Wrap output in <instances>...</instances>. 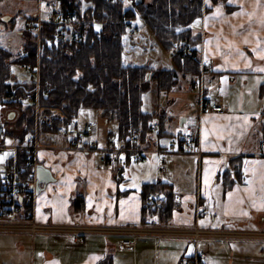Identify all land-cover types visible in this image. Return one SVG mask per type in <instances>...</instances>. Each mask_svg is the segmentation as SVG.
Wrapping results in <instances>:
<instances>
[{"label": "crops", "instance_id": "obj_1", "mask_svg": "<svg viewBox=\"0 0 264 264\" xmlns=\"http://www.w3.org/2000/svg\"><path fill=\"white\" fill-rule=\"evenodd\" d=\"M205 5L209 10L195 24L203 32L199 46L202 57L211 63L204 73L202 87L205 97L223 106L224 113H198L193 104L184 106L185 110L181 101L193 100L194 93L181 89L171 92L172 99L169 97L175 100V112L181 110L178 126L172 133L182 130L186 115L196 120L197 139L193 151L166 154L165 179L159 177L154 155L144 162H121L115 172L99 162V154V165L96 164L94 154L99 150L86 151L77 146L66 150L69 138L61 132H43L41 142L38 137L37 162L50 170L53 180L41 184L39 192L29 201L37 221L107 228L140 225L141 186L144 182L162 180L172 186L175 207L170 224H198L207 213V205L212 204L223 213L217 225H230V220H237L235 226L263 228L264 0H205ZM206 82L210 86L207 90ZM24 137H19V141ZM106 138L107 135L101 146ZM165 143L163 139L161 144ZM234 162L239 164V175L224 189L217 175L221 172L232 175ZM77 202L79 210H75ZM216 219V214L210 215V221ZM123 238L131 236L60 231L38 234L31 239L24 233L0 234V264H99L101 261L180 264L181 259L194 253L186 245L193 243L166 237L138 238L133 253L120 246ZM178 254L179 261L175 262ZM162 258L171 261L163 263Z\"/></svg>", "mask_w": 264, "mask_h": 264}, {"label": "trees", "instance_id": "obj_2", "mask_svg": "<svg viewBox=\"0 0 264 264\" xmlns=\"http://www.w3.org/2000/svg\"><path fill=\"white\" fill-rule=\"evenodd\" d=\"M54 1L61 12L60 20L65 23L62 26L64 39H54L56 25L41 23L38 57V105L49 121H40L34 109L30 110L31 107L24 106L17 100L9 103L19 108L26 107L17 122V125H21L22 137L36 129L38 137L40 132L59 133L65 122L71 121L76 126L74 118L80 110L94 109L99 119L115 125L114 130L109 133L116 132L119 146L130 145L132 137H136L144 146H153L152 143L156 142L152 132L155 122L158 125L157 141L165 146L170 142L174 134L172 131L178 126V122L174 125L168 111L160 108L157 98L162 94L167 97L182 78L188 81L190 92L194 93L195 107L200 112L199 108L208 98L205 97L203 87L199 89L204 73L198 56L201 35L194 24L209 10L203 0H135L128 6H125L124 0ZM137 17L144 20L152 36L167 52L174 68L156 70L146 64L123 63L122 35L132 27ZM93 18L99 23L90 24ZM24 46L28 49L26 60L34 57V42ZM12 62L15 61L11 59V52L0 47L1 105L5 104L4 97L12 89L19 85L29 87L26 81L18 79L12 70ZM147 90H151L153 94L150 107L145 106L144 93ZM261 111L263 118L264 107ZM262 130L264 136V123ZM163 139H166L165 144H161ZM27 156L28 152L25 150L18 152L20 166L26 167ZM121 158L122 163L130 161L126 152L121 154ZM236 162L233 164L232 175L227 172L217 175L223 182L224 189H228L239 175V164ZM171 188L169 183L162 180L142 184L144 222L151 221L158 213L159 221L171 223L175 207ZM149 196L154 201L146 203L145 199ZM159 200L160 206L156 207L155 202ZM79 204L76 203L75 210L80 209ZM99 264L109 263L101 261Z\"/></svg>", "mask_w": 264, "mask_h": 264}, {"label": "rangeland", "instance_id": "obj_3", "mask_svg": "<svg viewBox=\"0 0 264 264\" xmlns=\"http://www.w3.org/2000/svg\"><path fill=\"white\" fill-rule=\"evenodd\" d=\"M44 0H1L0 1V47H4L8 49L11 52V55L17 54L26 43H32L34 42L35 47V55L34 57L31 56L30 59L25 61V58L23 60L24 67L22 68L19 64L16 62H12V70L18 77V79L22 81H26L29 85V82H31V78H33L36 83H32L31 87L38 86V90L40 88V68H39V58L40 57V45H39V34H40V27L41 24H39L38 27H34L30 23H39L41 20L40 18L34 17V15H38L39 11H42V15H44V11L41 10L42 7L40 6V2ZM135 0H124L125 6L131 5L134 3ZM137 1V0H136ZM205 3V0H203ZM208 1V0H207ZM210 1V0H209ZM223 2V1H221ZM55 5V4H54ZM206 12V11H205ZM204 15V13H203ZM46 17V14L44 15V18ZM32 18V19H30ZM58 21V20H57ZM41 23V22H40ZM99 21L96 19L90 20V24H98ZM196 24V22H195ZM194 24V26H195ZM27 25V27H26ZM201 38L203 36L202 30L200 31ZM200 38V39H201ZM58 40V39H55ZM122 43L124 46L122 61L124 64H146L147 66L150 65L152 68H174L173 63L169 59V56L167 52L163 49V47L160 45L159 41L152 36L148 26L144 22V20L140 17H137L132 24V27L126 30V32L122 35ZM188 50V49H187ZM25 51L27 52L28 49L25 47ZM198 56L200 57V61L203 63L209 62L208 60L204 59V56L202 57L201 51L198 52ZM13 59V58H11ZM211 65V63H210ZM35 67L33 71H29V68ZM209 67V66H208ZM206 70H203V73H205ZM16 79V77H14ZM188 81L185 79H181L171 92L173 91H179L181 89L183 92L190 91V86L187 84ZM18 87H21L20 85ZM27 88V87H25ZM200 88V87H199ZM205 88L209 89L210 86L206 82ZM188 89V90H187ZM187 90V91H186ZM16 91H21V89H16ZM151 90H147L144 93L145 96V106L150 107V102L153 101V94L151 93ZM169 92L167 97L166 95L162 94L157 98V103L160 104V108L163 109H171L172 112L168 111V114L173 119L174 125L178 122V117L180 116V111H176L175 107V100L171 101L170 97L172 99V93ZM170 96V97H169ZM169 97V98H168ZM193 98V97H191ZM188 99V98H187ZM190 99V98H189ZM34 101V102H31ZM195 103L194 100H190L188 103L185 101H181V107L189 106ZM24 106L31 107L30 110L35 109L36 115H46L41 112V108L39 107V101L38 99L35 101V98L32 100L28 98L23 99ZM37 105V107H36ZM220 105V104H219ZM223 107V106H222ZM3 108H6L5 110ZM1 108L0 106V123L4 124L5 130L10 125L12 126L10 131V136L5 137V143L10 146H16L20 147L19 142H24L26 137L30 135V133L25 134L24 140L22 139L19 141V137H22V128L21 125H17L18 119L20 116H22L23 111H26V107L19 108V107H12V105L3 106ZM185 108V107H184ZM185 108V110H186ZM4 110V111H3ZM3 111V114H2ZM10 112H14V116L12 119H8L7 115ZM29 112V110H28ZM26 115H28L26 113ZM187 116H183V118H186ZM181 118V117H180ZM47 120V119H46ZM49 121V119H48ZM188 122H193L195 124L194 120H188ZM74 123L78 127H82L83 124L91 123L90 131L95 129V132L89 136V135H83L80 137L79 142L77 143V148H80L83 146L86 142H92V141H98L99 147L102 145V139L106 134L109 133V131L114 130L115 125L113 123H105L101 119H99V116L94 109H82L79 111L77 116L74 118ZM21 128V131L19 129ZM18 129V130H17ZM46 133V132H44ZM50 134V133H48ZM53 134V133H52ZM57 134V133H56ZM40 135V142L42 141L43 132L39 133ZM45 135V134H44ZM62 141V137L60 138ZM64 141V140H63ZM60 142V140L56 141L57 144ZM118 144V142H116ZM144 146L143 144H140V147ZM130 145L128 144L125 146V148H129ZM148 148H153V146H147ZM15 154L21 149L16 148ZM22 150V149H21ZM37 150L38 145L36 149L33 151L35 153V157L37 160ZM66 150H69V147L66 148ZM7 155L3 156V160L0 159V175L3 171V167L6 163V160L13 156L14 151H7ZM122 154L123 152L120 151ZM183 153V152H180ZM98 154L100 159V151L95 155L96 157V164H98ZM150 155H152L150 153ZM112 156H117V152H112ZM128 156V155H127ZM122 161V160H120ZM100 162V160H99ZM166 172V158L164 163V171H162L161 175L159 174V177L161 179H165L163 176ZM238 209L235 211L237 212ZM217 215L216 221H210V215ZM222 210L221 208H214L211 205H207V213L203 214L200 219L198 220V224H180V223H172L169 224V222H161L159 220H153L152 222H144V220L140 221V225L131 226L132 228L136 227H144L146 230L143 231L142 229L140 232L137 233V235L140 236H147V235H153L154 238L157 237H166L171 239H183L187 240L193 244H188L186 242V245L189 246V251L194 249L195 250H202L205 255H208L207 261L205 262V259L203 262L205 264H236V262H241L240 264H264V250L261 251V249H264V222H263V228H246V227H240L235 226V224L239 223L237 220H230V225H217L220 217L222 216ZM33 219L35 220L34 212L32 211ZM252 221V219L250 220ZM247 221V222H250ZM37 223L40 224H46V225H54V226H62V224H53V223H46L37 221ZM149 224V225H147ZM34 226V227H32ZM76 226V225H75ZM77 227H80L77 225ZM221 227H224L226 229H220ZM9 229H13L16 232L15 233H24L31 237V239L34 238L38 233L32 235L31 232H37V231H43L48 234V231L53 230L56 227H51L50 229L46 230L45 227L40 225H34L31 220L27 221L24 220L21 223L18 221L17 226H10ZM229 228V229H227ZM197 229V231H196ZM67 231V230H66ZM62 231V232H66ZM76 231V230H75ZM89 233H101L97 232V230L93 227H88L87 230ZM111 231H105L110 233H116ZM175 232L174 234H178L180 236H174L171 235L169 232ZM55 232H60V229H55ZM9 233V231H1L0 234ZM131 233V232H129ZM156 233H161L162 235H157ZM165 234V235H163ZM77 235V231H76ZM131 235V234H128ZM132 236V235H131ZM146 242V240H143ZM196 244H195V243ZM254 246L252 247V245ZM247 245H250V248L247 249H241V247H245ZM194 246V247H193ZM135 247H136V240H135ZM135 247L133 249H126L134 253ZM193 247V248H192ZM193 253V254H194ZM177 255L175 258V262L179 261V256ZM234 256V258H233ZM171 260H165V258H162V262L166 263ZM182 261V259H181ZM180 261V262H181ZM139 264L141 261H138ZM119 263L124 264L123 261H120ZM131 264V262L129 263ZM204 264V263H203Z\"/></svg>", "mask_w": 264, "mask_h": 264}, {"label": "built area", "instance_id": "obj_4", "mask_svg": "<svg viewBox=\"0 0 264 264\" xmlns=\"http://www.w3.org/2000/svg\"><path fill=\"white\" fill-rule=\"evenodd\" d=\"M55 4V5H54ZM43 8L46 11V17L45 22L56 25V28L54 30V38L58 40L64 39V32L62 29V26L65 24L63 20H60V10L58 9L56 3L53 0H46L43 3ZM42 20V18L37 16ZM58 20V21H57ZM67 21V20H66ZM42 23V21H40ZM34 23L31 24L34 27H38L41 23ZM186 50V49H185ZM184 50V51H185ZM188 51V50H186ZM27 57V52L25 49H23L20 53L16 55V60L18 62H22L24 58ZM204 66H208V63H203ZM35 67L29 68V71H33ZM31 85L32 83H36V81L31 78ZM38 86H34L33 88L30 87L28 89L22 88L21 91H16V89H12L10 93H8L4 100L5 102H13L16 100L22 101L24 98H28L32 100L35 98V101L38 99ZM34 102V101H31ZM204 103L199 108V110H212L216 113H223L224 108L217 104L212 103L210 101H203ZM37 107V105H36ZM35 109V113H36ZM37 117V116H36ZM38 119L42 122H48V117L46 115H39ZM47 119V120H46ZM187 119L184 124V131L182 134L173 137L170 142L167 144L166 147H154L146 148L143 146H135L133 148H124L119 145L115 144V141L117 140V134L116 132H111L106 140V146L101 151L100 161L102 164L110 166L114 169V171H117L120 164V158L119 153L120 151L126 152L128 155V158L135 161L140 162L145 160L147 157L150 156V153L156 154V160H157V171L159 173H162L164 171V163H165V153L170 152H185L189 150L191 147V143H194L196 139V126L193 122H188ZM193 120V119H192ZM154 126H157V123H154ZM91 123L83 125L82 129L75 128L72 122H66L62 128V132L65 136H68L69 143L68 147L69 149H72V147L77 146L79 137L83 135H88L92 132L90 131ZM7 129L5 130L4 124L0 123V157H2L5 154H7V151H14L13 156L9 157L6 160V163L3 167V171L1 173L0 178V230L1 231H9V233H15L16 231L13 229H9L10 226H17L18 221L21 223L24 220L30 221L35 225H40L45 227L46 230L50 229L51 227H56L51 231H48V233H54L55 229H60V231H68L73 233H79L84 234L88 232V227L80 226L77 227V225L73 226H54V225H46V224H40L37 223V220L33 219L32 216V210L29 207V201L31 200L34 191L36 189V176H35V167H36V157L35 153L33 151L36 149L38 145V131L37 129L35 132H32L29 136L26 137L24 142H19L21 145L20 147L16 146H10L5 143L4 136L6 135ZM86 150L94 149L95 144L90 143L82 146ZM16 148H21L22 151L25 150L28 152V156L26 157L25 165L20 166L21 164L18 162V152L21 151V149L15 154ZM112 152H117V156H112ZM20 164V165H19ZM146 203H151L154 201V198L149 196L145 199ZM156 207L160 206V201L155 202ZM152 222V221H151ZM149 225V224H147ZM34 227V226H32ZM97 230V232H105V231H111L120 233V234H131V238H123L119 241V244L122 248L125 249H133L135 247V240L142 237H148L153 235H147V236H140L137 235L138 232H140L142 229L145 231L146 229L144 227H136L132 228L131 226H120V227H93ZM76 230V231H75ZM197 231V229H196ZM131 232V233H129ZM43 234L45 232L43 231H37V232H31L32 235L34 234ZM171 235L174 236H180L178 234H174L175 232H169ZM37 234V235H38ZM157 235H162L161 233H156ZM165 235V234H163ZM195 243V242H194ZM196 244V243H195ZM206 255L202 250H195V253L187 259H183L181 261V264H200L204 259Z\"/></svg>", "mask_w": 264, "mask_h": 264}, {"label": "water", "instance_id": "obj_5", "mask_svg": "<svg viewBox=\"0 0 264 264\" xmlns=\"http://www.w3.org/2000/svg\"><path fill=\"white\" fill-rule=\"evenodd\" d=\"M13 114H14V112L8 113L7 118L12 119V117L14 116ZM36 180H37L36 193H38L39 190L41 189V186H39V184H45V183L53 180L52 175L50 173V170L46 169L42 165H38L36 167Z\"/></svg>", "mask_w": 264, "mask_h": 264}, {"label": "bare ground", "instance_id": "obj_6", "mask_svg": "<svg viewBox=\"0 0 264 264\" xmlns=\"http://www.w3.org/2000/svg\"><path fill=\"white\" fill-rule=\"evenodd\" d=\"M188 54H190V51L189 50H188ZM10 103H12V102H10ZM12 107H14V106L12 105ZM152 132H153V134L155 136L154 139L157 140V138H158L157 137L158 125L157 126H154V124H153V126H152ZM130 142H131L130 143L131 146L129 148H133L135 146H140V143L138 142V139L136 137H132ZM152 145H156V142L155 143H152ZM147 146H149V145H147ZM123 147L125 148V146H123Z\"/></svg>", "mask_w": 264, "mask_h": 264}, {"label": "snow or ice", "instance_id": "obj_7", "mask_svg": "<svg viewBox=\"0 0 264 264\" xmlns=\"http://www.w3.org/2000/svg\"><path fill=\"white\" fill-rule=\"evenodd\" d=\"M5 155H7V154H5ZM0 159H2V157H0ZM232 195V193H229V196H231ZM123 203V202H122Z\"/></svg>", "mask_w": 264, "mask_h": 264}]
</instances>
